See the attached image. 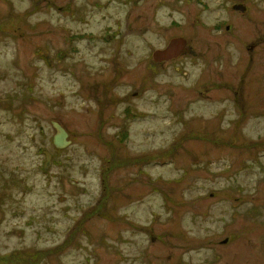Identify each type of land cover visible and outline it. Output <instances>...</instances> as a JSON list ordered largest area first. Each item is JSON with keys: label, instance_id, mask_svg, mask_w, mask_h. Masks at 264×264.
Masks as SVG:
<instances>
[{"label": "rangeland", "instance_id": "obj_1", "mask_svg": "<svg viewBox=\"0 0 264 264\" xmlns=\"http://www.w3.org/2000/svg\"><path fill=\"white\" fill-rule=\"evenodd\" d=\"M84 1L0 0V264H264L261 60L238 80L203 38L218 54L209 98L172 72L142 82L147 40L78 39L102 31L97 14L69 17ZM116 58L130 68L117 81ZM51 121L69 133L61 151Z\"/></svg>", "mask_w": 264, "mask_h": 264}, {"label": "flooded vegetation", "instance_id": "obj_2", "mask_svg": "<svg viewBox=\"0 0 264 264\" xmlns=\"http://www.w3.org/2000/svg\"><path fill=\"white\" fill-rule=\"evenodd\" d=\"M145 4L146 7L142 9L140 5ZM88 12L98 15L102 31L96 37L81 35L78 39L98 38L106 44L116 43L118 47L123 39L122 30L127 36L135 29L140 33L139 38L147 40L146 56L140 57L134 64L142 71V82H157L164 74L172 72V77L183 84L192 83L190 90L183 91L190 92L197 88V93L193 91L192 95L199 99L203 96L209 98L216 91L217 78L211 77V72L217 75L213 60H218V54L209 57L202 52L200 45L203 38L212 40L213 49L225 46L230 66L238 70V80L241 75L245 77L250 74L255 61L257 68L259 60L261 77H264V0H85L77 10H70L69 17L74 19L76 16L74 20L88 24ZM120 14H124L123 18ZM127 23L130 24L129 29L125 28ZM166 49L165 58L154 56L156 52ZM235 59L238 64L233 63ZM113 61L114 80L117 81L130 68L121 59ZM195 75L197 81H194ZM203 86L208 88L201 89ZM236 88L235 94H246V90L236 84L228 89L233 92ZM131 109H125V118ZM177 259L180 260L176 264L184 262L181 256ZM211 259V264H219L217 254L211 255ZM159 260L158 257L157 263L153 264H158Z\"/></svg>", "mask_w": 264, "mask_h": 264}, {"label": "water", "instance_id": "obj_3", "mask_svg": "<svg viewBox=\"0 0 264 264\" xmlns=\"http://www.w3.org/2000/svg\"><path fill=\"white\" fill-rule=\"evenodd\" d=\"M165 53H167V51L158 52L155 54V57L158 56V58H162L161 56H163V54H164V56H166ZM51 125H52L53 129L55 130V134H54L53 140H52L54 147L57 149H64L67 146H69L71 141L68 139L67 132L57 122H52ZM43 152H44L45 158H46L44 165H43V169L46 171L47 168L51 164V156L46 151H43Z\"/></svg>", "mask_w": 264, "mask_h": 264}, {"label": "trees", "instance_id": "obj_4", "mask_svg": "<svg viewBox=\"0 0 264 264\" xmlns=\"http://www.w3.org/2000/svg\"><path fill=\"white\" fill-rule=\"evenodd\" d=\"M121 134L122 135H124L125 134V136H126V133H125V131L122 129V131H121ZM24 258V257H23ZM25 261L27 262V259H25Z\"/></svg>", "mask_w": 264, "mask_h": 264}]
</instances>
